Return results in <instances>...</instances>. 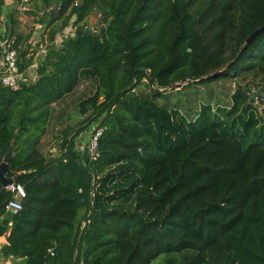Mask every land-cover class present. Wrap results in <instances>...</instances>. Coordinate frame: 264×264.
<instances>
[{"label": "trees", "instance_id": "trees-1", "mask_svg": "<svg viewBox=\"0 0 264 264\" xmlns=\"http://www.w3.org/2000/svg\"><path fill=\"white\" fill-rule=\"evenodd\" d=\"M93 12L99 34L53 46L18 90L0 83V164L16 153L7 177L27 192L23 210L7 213L0 179V236L9 233L0 258L264 264V115L242 88L231 108L203 105L194 118L156 100L252 74L264 83V31L246 45L264 26V0H59L51 41L74 17L87 27ZM85 79L97 91L80 104L84 125L106 127L100 157L77 148L86 128L66 131L61 156L45 157L52 105ZM145 79L152 98L136 91Z\"/></svg>", "mask_w": 264, "mask_h": 264}, {"label": "rangeland", "instance_id": "rangeland-1", "mask_svg": "<svg viewBox=\"0 0 264 264\" xmlns=\"http://www.w3.org/2000/svg\"><path fill=\"white\" fill-rule=\"evenodd\" d=\"M90 23L92 26L89 27L97 28L96 30L98 31L99 26L102 24L98 13L93 12L92 19L90 18L88 24ZM60 24L61 23H59V25ZM261 78V76L257 77L252 74L237 79L229 78L227 80L215 81L207 85L194 84L192 87L181 92L172 90L162 92L161 97H158L156 100L161 106L168 105L171 108L180 109L183 114L194 118L195 114L200 112L203 105L206 106L211 104L214 111L218 107L226 110L231 108L233 106V94L238 90V88H242L246 94H255L253 103L254 106L258 107L259 116H262L264 115V83H262ZM143 82L144 83L141 87H139L136 91L139 94H142L143 97L152 98L153 96L151 95V90L147 89L146 86L148 81L145 79ZM185 85L186 84H182L181 86L184 87ZM154 87L157 88V85L155 84ZM174 88L176 89L178 87L176 86ZM181 88L179 87L178 90ZM96 91V81L93 79H85L81 81L78 88L72 94L66 96L62 101L53 105V117L50 125L52 137L48 146L50 149H54L51 152H53L55 156H58L60 152L61 138L57 136L61 134L62 130H66L67 128H76L77 131L75 133H77L80 128H86L82 134L85 133L87 135L93 129L94 125L102 121L101 118L99 121H94L90 125H88L89 123L84 125L90 114L83 116L80 112V104L91 96H94ZM79 136H81V134ZM77 142V144L81 146V140L79 138L77 139ZM122 202L123 200H120L118 201V204H121ZM130 203L132 202H129V204ZM162 260L163 257L156 260L153 264H161Z\"/></svg>", "mask_w": 264, "mask_h": 264}, {"label": "crops", "instance_id": "crops-1", "mask_svg": "<svg viewBox=\"0 0 264 264\" xmlns=\"http://www.w3.org/2000/svg\"><path fill=\"white\" fill-rule=\"evenodd\" d=\"M58 3L59 0H0V36L2 38L9 37L15 40L20 64L22 67L25 66V72L31 75L33 81H36L39 77L38 68L46 57L47 52L53 46H61L65 42L63 41L61 44H58L57 38L58 35L69 28V26L63 31L57 32L54 42L50 39L52 31H57L61 25H59V23H62L61 21H54L51 18V14L56 11ZM92 15L93 13L88 18V22L90 18L92 19ZM90 24H88L87 27L92 26V24ZM52 117L53 115L51 113L47 132L40 141L38 150L45 157L57 158L61 156V150L64 146L62 144L63 137L65 132L69 129L62 130L61 134L57 136L61 138L60 152L58 156H55V154L51 152L54 149H50L48 146L52 137L50 128ZM70 138L71 136L68 140H70ZM82 213H84V210ZM8 236L9 233L0 236V251L8 244ZM0 261H2V264H24L22 259L15 260L14 262L12 259L5 260L0 258Z\"/></svg>", "mask_w": 264, "mask_h": 264}, {"label": "built area", "instance_id": "built-area-1", "mask_svg": "<svg viewBox=\"0 0 264 264\" xmlns=\"http://www.w3.org/2000/svg\"><path fill=\"white\" fill-rule=\"evenodd\" d=\"M74 21L75 17L70 23L69 28L58 35V44L77 35L79 29L74 25ZM27 82L34 81L28 72L21 71L19 53L15 47V40L0 36V83L6 88L18 90L23 83L25 84ZM105 131L106 127L102 126L101 122H99L94 125L93 129L87 135L84 133L79 136L81 146L77 144V148L79 151L86 153L91 162L98 160L100 157V140ZM5 190L11 195V199L6 205L7 213L17 214L22 211L23 200L27 197L24 186L13 181L5 187ZM92 195L94 194L92 193ZM49 253L52 257L55 256V251L50 250ZM0 264H2V261H0Z\"/></svg>", "mask_w": 264, "mask_h": 264}, {"label": "water", "instance_id": "water-1", "mask_svg": "<svg viewBox=\"0 0 264 264\" xmlns=\"http://www.w3.org/2000/svg\"><path fill=\"white\" fill-rule=\"evenodd\" d=\"M111 23L108 24V26H110ZM97 28H93V27H85L84 29L82 30H78L77 31V35L78 36H83V35H87V36H95L96 34H99L100 31L96 30ZM264 31V26L259 28L258 30H256L250 37L249 39L247 40L246 42V45L247 44H250L260 33H262ZM24 85V83H23ZM151 85L153 87L154 85V81H153V77L151 76ZM176 86H179L176 85ZM174 86V87H176ZM154 88V87H153ZM255 98V94H251L250 97H249V101L250 103H253V100ZM73 136V135H72ZM64 149V147H63ZM71 156L75 157V154L71 151L68 152ZM16 153H9L6 155V157L4 158L3 162L0 164V179H1V182H2V185H3V189H5V187L8 185V184H11L13 181H16V179H9L7 177V174L9 172V165L11 163V160H12V157L15 155ZM91 215L88 216L87 220H85V223L88 221V219L90 218Z\"/></svg>", "mask_w": 264, "mask_h": 264}]
</instances>
